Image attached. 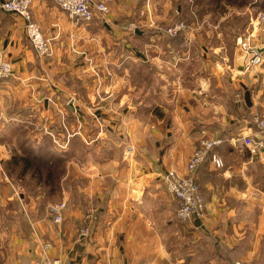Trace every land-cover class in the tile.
I'll return each mask as SVG.
<instances>
[{"label":"crops","instance_id":"crops-1","mask_svg":"<svg viewBox=\"0 0 264 264\" xmlns=\"http://www.w3.org/2000/svg\"><path fill=\"white\" fill-rule=\"evenodd\" d=\"M105 1L108 21L78 22L54 0H33L47 56L0 0V44L15 69L0 80V148L14 145L6 159L15 165L13 186L0 171V264H32L46 243L63 264H264V150L252 153L243 138L259 133L247 115H264V73L215 57L222 46L207 45L203 30L212 27L192 17L201 6L209 14V1ZM181 18L191 25L170 35ZM93 112L114 113L106 131ZM86 116L96 132L88 147ZM212 136L224 139L216 150L225 165L208 158L198 168L206 210L181 221L161 177L186 172ZM58 202L61 222L51 210Z\"/></svg>","mask_w":264,"mask_h":264},{"label":"built area","instance_id":"built-area-1","mask_svg":"<svg viewBox=\"0 0 264 264\" xmlns=\"http://www.w3.org/2000/svg\"><path fill=\"white\" fill-rule=\"evenodd\" d=\"M58 6L64 10L71 18L78 22L92 21L98 16H102L105 21L111 14L110 5L105 0H54ZM192 2V0H189ZM33 0H3L1 6L4 10L18 14L25 20V32L28 40L36 52L42 55L51 54L52 44L48 36L45 35L41 25L34 19L32 14ZM264 19V13L260 14ZM254 24L253 28L255 27ZM187 28L181 20H177L168 25L167 31L173 36H178ZM255 32L252 30L241 41L239 37L238 48L245 55V69L256 71L257 67L264 61V43L253 45ZM13 62L7 57L4 47L0 44V80L14 75ZM255 125L261 137L255 138L251 135L243 136L244 143L252 153L264 150V115L260 112L255 114ZM221 137H207L200 141V145L190 156L187 171L180 172L175 168L168 169L163 173L161 179L167 192L172 194L177 201L176 215L181 221H190L195 217H202L206 210V199L201 192L200 183L197 179V171L203 162L208 158L221 168L225 165L222 156L217 152V146L223 144ZM66 203L59 202L52 206L54 220L61 222ZM95 207H90L84 217V224L81 229L82 236H88L91 226L96 217ZM49 244H45L44 254L36 259L32 264H63L61 258L53 257L48 253ZM236 264H248L244 261H237Z\"/></svg>","mask_w":264,"mask_h":264},{"label":"rangeland","instance_id":"rangeland-1","mask_svg":"<svg viewBox=\"0 0 264 264\" xmlns=\"http://www.w3.org/2000/svg\"><path fill=\"white\" fill-rule=\"evenodd\" d=\"M203 1L205 2L209 1L210 4H212L208 12L209 14L205 15L207 19H205L204 16V14L206 13V9L202 8V6L200 7L201 11L199 10V13L196 15H192V17L194 19L195 25L197 24L200 25L201 23V25H204L206 27L208 26L212 27V29L203 28V30H207L208 32V34H206V37L204 36V39L206 40L207 43L206 42L204 43H206L210 47H215L216 45L222 46L219 47L217 51H214L217 52L214 53L215 57L218 56L219 58L220 55H222L228 58L229 60H232L234 56L237 57V52L238 54L240 52H243L238 48L239 37H241V41L244 40L245 36L248 35V33L251 32L252 30L255 32V37H253V41H252L253 45H259L264 43V19H262L260 15L261 13H264V5H262L263 2L262 0H223L222 2H219L220 0H203ZM217 2H219V4L216 7H214V5ZM179 3H182L184 5L185 1L179 0ZM259 10H263V11L257 13ZM190 20L191 19L189 18H185L184 20L181 21L188 26L191 24L186 21H190ZM255 23H256L255 25L256 28H253V25ZM196 42L195 43L198 44V41ZM46 55L49 56V54ZM257 70L264 73V61L260 64V66L257 67ZM105 72H107V70H105ZM92 114L96 116V120L101 125L99 127V131L100 132L106 131V129L104 130V122H105L104 119L109 115H114V113L113 114L102 113L99 114V116L94 112ZM90 116L92 115L90 114ZM247 117L249 119L247 122L251 121V123H253L252 125L255 126L254 124L255 121H253L254 120L253 117L249 114L247 115ZM85 119L88 122L87 123L88 129L87 131H85V136L89 140L87 142V147H88L90 145L92 146L90 140L93 139L94 136H96V132L93 131V121L90 120L88 116H86ZM54 131L56 132V130ZM251 135L255 138L261 137L260 133H252ZM70 144L69 146H71ZM1 146H3V148H0V171L2 172L1 173L2 178L6 181L7 184L13 186L15 185L14 183L15 180L14 177L9 175L8 170L10 172L12 171L13 173L15 165L13 163V159H6V158L11 157V154L14 152L13 150L14 145L9 144L6 146L4 145ZM63 146L67 147V145H61V144L54 145L55 148H59V149H61ZM245 146L248 147L246 144Z\"/></svg>","mask_w":264,"mask_h":264},{"label":"water","instance_id":"water-1","mask_svg":"<svg viewBox=\"0 0 264 264\" xmlns=\"http://www.w3.org/2000/svg\"><path fill=\"white\" fill-rule=\"evenodd\" d=\"M237 69L239 71H245V63H244V60H245V55L243 52H240L237 57ZM243 86H244V89H245V92H244V96H245V100L247 102L248 105H252V100H251V91L246 87V85L244 83H242Z\"/></svg>","mask_w":264,"mask_h":264}]
</instances>
